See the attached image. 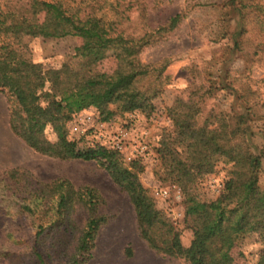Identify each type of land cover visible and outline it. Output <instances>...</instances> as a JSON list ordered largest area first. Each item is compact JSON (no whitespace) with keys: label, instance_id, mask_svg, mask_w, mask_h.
I'll return each mask as SVG.
<instances>
[{"label":"trees","instance_id":"obj_1","mask_svg":"<svg viewBox=\"0 0 264 264\" xmlns=\"http://www.w3.org/2000/svg\"><path fill=\"white\" fill-rule=\"evenodd\" d=\"M115 6H120V0ZM100 10L93 6L91 12L83 14L78 6L63 0H0V90L12 103V131L41 154L61 160L76 157L78 142L67 137V126L74 114L90 107L100 111L102 120L118 112L140 110L150 114L153 100L164 90L166 80L160 72L166 65L152 68L142 63L140 55L145 46L156 41L153 38L174 31L185 15L178 13L155 30L146 27L145 35L137 40L118 28L116 20L99 14ZM246 31L242 26L234 44L244 56L243 71L238 75L222 68L220 79H224L220 82L212 85L208 80L192 89L188 98H178L171 108L174 131L159 148L163 178L183 189L185 219L193 230L190 245L182 243L180 230L157 208L153 195L141 182L144 168L139 160L127 166L117 150L105 146L87 150L86 158L105 166L127 192L140 234L148 245L157 252L182 258L187 264H234L232 251L249 235H257L262 244L254 264H264V78L252 76V68L264 65V28L251 36L252 51L244 47ZM66 36L83 40L75 52L79 64L56 69L33 59L29 48L32 39ZM110 49L118 51L117 68L111 73L93 74L89 69L93 57ZM154 73L158 77L152 78ZM214 86L233 96L240 107L228 111L216 104L204 115L206 102L216 98ZM49 125L59 137L54 143L45 135ZM221 163L228 166L221 192L211 200L200 198L195 192L197 182ZM8 173L15 205L6 209L8 215L31 220L33 263L51 264L53 253H65L71 246V237L77 230L73 214L80 205L88 211L89 218L67 264H86L107 221L99 212L102 199L98 190L89 186L76 188L68 180L43 184L28 175L15 180V174L20 176L19 168ZM52 233L56 234L54 241L47 245L45 238ZM8 239L12 243L19 241L13 232ZM128 254L131 256V251Z\"/></svg>","mask_w":264,"mask_h":264},{"label":"rangeland","instance_id":"obj_2","mask_svg":"<svg viewBox=\"0 0 264 264\" xmlns=\"http://www.w3.org/2000/svg\"><path fill=\"white\" fill-rule=\"evenodd\" d=\"M63 1L78 6L83 14L91 12L93 6L95 9L101 7L99 14L116 20L118 28L137 40L145 35L148 26L154 30L161 28L178 13L185 18L174 31L153 38L156 41L145 46L140 55L142 63L152 68L166 65V69L160 72L166 84L163 92L153 100L154 110L150 114L140 110L118 112L108 120L101 119L96 107L74 114L67 126V137L78 142L74 159L61 160L41 154L19 138L10 126L12 103L0 90V264H34L30 248L34 237L29 224L31 220L25 216L8 215L6 209L15 205L11 194L14 187L10 185L8 172L17 168L21 177L15 174V180H23L24 175H28L43 184L68 180L76 188L89 186L98 190L102 199L99 212L107 217V221L86 264H187L182 258L157 252L148 245L140 234L137 215L127 192L114 181L105 166L86 158L87 150L94 146L117 150L127 166L139 160L144 168L140 174L141 182L153 195L157 208L180 230L182 243L190 245L193 230L185 219L183 189L164 179L161 169L159 148L175 128L171 108L178 98H188L192 89L202 83L207 84L210 80L214 85L224 79V76L220 79L222 68L238 75L243 71L244 56L234 47L235 40L240 38L237 33L242 26L247 29L243 35L244 47L252 51L251 36L264 28V0H120L119 7L115 6L116 0ZM82 43L79 36L37 37L29 42V48L36 62L57 69L65 64H79L75 52ZM117 54V49H110L94 56L89 69L93 74L113 72L118 66ZM252 69L254 78H264V65ZM155 77H158L156 73L152 78ZM214 88L216 98L206 102L204 115L216 104L228 111L240 107L228 92ZM45 135L53 143L58 141L52 125L46 128ZM116 142H120L123 149L114 147ZM227 171L228 166L219 164L213 173L197 182L195 192L204 200L216 198L224 186ZM261 181L264 183V162ZM7 185L9 187L5 190ZM73 218L77 230L71 237L72 244L65 253H53L49 258L51 264L70 262L76 239L89 218L88 211L79 205ZM10 232L19 239L18 243L8 239ZM55 236V233L48 235L46 244L52 243ZM261 250L258 236H247L232 251L234 264H254Z\"/></svg>","mask_w":264,"mask_h":264},{"label":"built area","instance_id":"obj_3","mask_svg":"<svg viewBox=\"0 0 264 264\" xmlns=\"http://www.w3.org/2000/svg\"><path fill=\"white\" fill-rule=\"evenodd\" d=\"M75 129H77V128H75ZM114 147H116L119 150L123 149V146H122V144L120 142H116V144L114 145Z\"/></svg>","mask_w":264,"mask_h":264}]
</instances>
